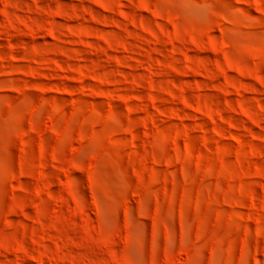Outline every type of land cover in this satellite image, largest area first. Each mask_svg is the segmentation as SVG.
Returning a JSON list of instances; mask_svg holds the SVG:
<instances>
[{
  "label": "rangeland",
  "instance_id": "rangeland-1",
  "mask_svg": "<svg viewBox=\"0 0 264 264\" xmlns=\"http://www.w3.org/2000/svg\"><path fill=\"white\" fill-rule=\"evenodd\" d=\"M0 264H264V0H0Z\"/></svg>",
  "mask_w": 264,
  "mask_h": 264
}]
</instances>
